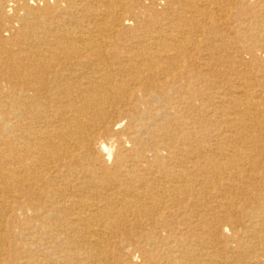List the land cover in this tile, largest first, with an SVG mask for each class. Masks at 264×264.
Returning a JSON list of instances; mask_svg holds the SVG:
<instances>
[{
    "label": "bare ground",
    "instance_id": "obj_1",
    "mask_svg": "<svg viewBox=\"0 0 264 264\" xmlns=\"http://www.w3.org/2000/svg\"><path fill=\"white\" fill-rule=\"evenodd\" d=\"M0 264H264V0H0Z\"/></svg>",
    "mask_w": 264,
    "mask_h": 264
}]
</instances>
